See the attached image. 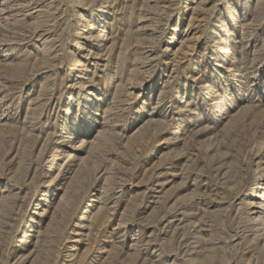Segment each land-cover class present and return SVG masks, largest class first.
Wrapping results in <instances>:
<instances>
[{
    "label": "rangeland",
    "instance_id": "1",
    "mask_svg": "<svg viewBox=\"0 0 264 264\" xmlns=\"http://www.w3.org/2000/svg\"><path fill=\"white\" fill-rule=\"evenodd\" d=\"M0 264H264V0H0Z\"/></svg>",
    "mask_w": 264,
    "mask_h": 264
}]
</instances>
